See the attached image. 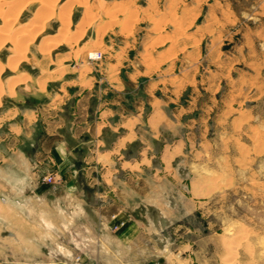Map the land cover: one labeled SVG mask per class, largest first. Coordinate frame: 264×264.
<instances>
[{"label": "rangeland", "instance_id": "1", "mask_svg": "<svg viewBox=\"0 0 264 264\" xmlns=\"http://www.w3.org/2000/svg\"><path fill=\"white\" fill-rule=\"evenodd\" d=\"M89 52L102 54L93 62L115 61L131 73L133 98L141 87L144 101L147 86L144 115L154 101L165 119L149 168L159 169L163 150L170 222L152 235L134 227L137 243L122 264H264V0L0 4V73L9 59L17 73L24 59L42 86L66 64L58 54H74L76 65ZM136 219L144 227L156 221ZM69 223L53 236L62 248L43 252L45 264H108L107 244ZM7 252L0 250V264Z\"/></svg>", "mask_w": 264, "mask_h": 264}, {"label": "crops", "instance_id": "2", "mask_svg": "<svg viewBox=\"0 0 264 264\" xmlns=\"http://www.w3.org/2000/svg\"><path fill=\"white\" fill-rule=\"evenodd\" d=\"M58 55L63 76L59 70L42 86L24 59L17 73H0V250L10 252L8 264H45L51 258L43 252L62 248L54 234L72 220L107 244L108 264H122L137 243L134 227L152 235L170 222L163 150L159 169L149 168L165 119L154 101L144 115L147 86L144 101L141 87L133 98L137 86L117 62L73 65L74 54ZM49 174L60 179L55 189L41 180ZM148 216L156 221L141 227L136 218ZM118 221L124 228L112 233Z\"/></svg>", "mask_w": 264, "mask_h": 264}, {"label": "bare ground", "instance_id": "3", "mask_svg": "<svg viewBox=\"0 0 264 264\" xmlns=\"http://www.w3.org/2000/svg\"><path fill=\"white\" fill-rule=\"evenodd\" d=\"M3 2L5 3V0H0V4H2ZM42 3H44V2H42ZM48 4H49V2H48ZM53 4H54V3H53ZM50 5H51V4H50ZM45 8H46V7H45ZM43 9H44V8H43ZM99 10H100V9H99ZM103 10H104V9H103ZM11 11H12V10H11ZM44 12H45V11H44ZM48 12H49V9H48ZM105 12H106V11H105ZM107 13H108V12H107ZM16 15H17V14H16ZM3 16H4V15H3ZM97 16H98V15H97ZM114 18H115V17H114ZM42 22H43V21H42ZM64 22H65V21H64ZM4 25H5V24H4ZM28 25H29V24H28ZM31 25H32V24H31ZM38 25H39V24H38ZM34 26H35V25H34ZM34 26H33V27H34ZM26 27H27V26H26ZM36 27H37V26H36ZM41 27H42V26H41ZM23 28H24V27H23ZM23 28H20V30L23 31V30H24ZM28 28H29V27H28ZM30 28H31V27H30ZM31 29H32V28H31ZM35 29H37V28H35ZM20 30H19V31H20ZM26 30H27V29H26ZM37 30H38V29H37ZM19 31H17V33H18ZM24 31H25V30H24ZM25 32H26V31H25ZM33 32H34V29H33ZM20 33H22V32H20ZM30 33H31V31H30ZM12 34H13V33H12ZM26 34H28V33H26ZM26 34H24V35H26ZM24 35H23V33H22V36H24ZM10 36H11V35H10ZM29 36H30V34H29ZM34 36H35V35H34ZM27 37H28V36H27ZM17 38H18V37H17ZM25 38H26V37H25ZM25 38H24V41H25ZM26 39H27V38H26ZM10 40H11V39H10ZM16 40H17V39H16ZM20 40H21V38H20ZM13 41H14V38H13ZM13 41L11 40V42H13ZM16 42H17V43H18V42L20 43L19 40L16 41ZM16 42H14V44H15ZM29 42H31V41H29ZM29 42H27V43H29ZM19 43H18V44H19ZM21 43H22V41H21ZM19 45H20L19 47H21V44H19ZM50 46H51V45H50ZM14 47L16 48V46H14ZM16 53H17V55H18V51H17ZM96 54H100V53H98V52H89V53H87V59H88V56H89V55H91L92 57H94ZM15 55H16V54H15ZM17 55H16V56H17ZM100 55H101V54H100ZM16 56H13V57L15 58ZM13 57H11V58H13ZM14 58H13V59H14ZM22 58H23V57H22ZM101 58H102V55H101ZM9 60H10V62H9L10 64L8 63V64H9L8 67L12 66L11 64H12L16 59H15L14 61H12V62H11L12 59H9ZM19 60H20V59H19ZM30 60H31V59H30ZM62 60H63V59H62ZM14 63H15V62H14ZM0 67H1V66H0ZM13 67H14V66H12L11 68H13ZM1 68H2V67H1ZM1 68H0V69H1ZM11 68H10V69H11ZM14 69H15V68H14ZM14 69H13V70H14ZM42 73H43V72H42ZM9 81H11V80H9ZM13 82H15L14 79H13ZM9 84H10V83H9ZM13 84H14V83H13ZM11 85H12V83H11L9 86H11ZM0 86H1V85H0ZM7 88H8V86H7ZM11 89H12V88L10 87V90H11ZM8 90H9V89H8ZM0 91H1V89H0ZM0 94H1V93H0ZM170 171H171V170H170ZM3 208H4V207L0 205V211H1ZM5 209H6V208H5Z\"/></svg>", "mask_w": 264, "mask_h": 264}, {"label": "built area", "instance_id": "4", "mask_svg": "<svg viewBox=\"0 0 264 264\" xmlns=\"http://www.w3.org/2000/svg\"><path fill=\"white\" fill-rule=\"evenodd\" d=\"M88 60L89 61H99V60H101V55L100 54H96L94 57H92L91 55H89L88 56ZM41 180H42L43 184L48 185V186H50L53 189H55V187L60 182V179L57 178L55 176V174L46 175V176L42 177ZM2 201H4V200H2Z\"/></svg>", "mask_w": 264, "mask_h": 264}]
</instances>
